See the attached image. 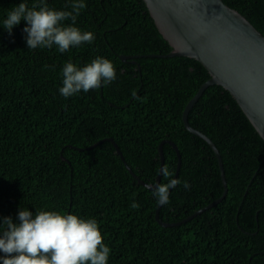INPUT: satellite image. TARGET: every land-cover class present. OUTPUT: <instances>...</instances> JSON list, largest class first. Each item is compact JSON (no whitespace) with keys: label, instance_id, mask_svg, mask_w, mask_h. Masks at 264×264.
<instances>
[{"label":"trees","instance_id":"obj_1","mask_svg":"<svg viewBox=\"0 0 264 264\" xmlns=\"http://www.w3.org/2000/svg\"><path fill=\"white\" fill-rule=\"evenodd\" d=\"M224 1L264 34V0ZM21 2L31 7L37 0H0V222L11 216L19 223L21 208L33 216L55 210L94 218L110 248L108 264H264V138L231 92L211 84L189 112V123L221 152L227 194L193 218L165 226L156 218L155 187L139 182L110 138L148 183L161 167V141L177 144L180 184L161 205L164 221L182 220L220 197L217 155L182 117L209 70L193 57L160 56L172 45L145 0H84L76 26L95 39L63 53L55 45L28 48L26 21L11 35L3 28ZM47 3L70 10V0ZM123 54L148 55L124 60ZM97 56L114 63L116 80L61 95L64 65L82 67ZM164 155L174 178L178 153L165 142ZM160 183L167 180L161 176Z\"/></svg>","mask_w":264,"mask_h":264},{"label":"clouds","instance_id":"obj_2","mask_svg":"<svg viewBox=\"0 0 264 264\" xmlns=\"http://www.w3.org/2000/svg\"><path fill=\"white\" fill-rule=\"evenodd\" d=\"M86 8L84 0H70V10H57L47 0H37L31 7L21 2L7 13L2 26L9 35L14 26L26 21L23 32L30 49L57 46L63 53L83 43L91 44L95 36L76 26V18ZM71 20V23H65ZM63 86L59 89L65 98L80 91L88 92L107 86L117 78L114 63L97 56L80 67L68 61L62 70ZM167 183L157 184L153 195L157 203L169 202L170 189L180 184L167 166L160 169ZM184 188L190 184L184 182ZM131 207L138 204L133 202ZM19 223L11 216L0 222V261L2 264H108L110 248L103 242L101 228L94 218H82L60 211L37 210L35 216L28 208L18 213Z\"/></svg>","mask_w":264,"mask_h":264},{"label":"water","instance_id":"obj_3","mask_svg":"<svg viewBox=\"0 0 264 264\" xmlns=\"http://www.w3.org/2000/svg\"><path fill=\"white\" fill-rule=\"evenodd\" d=\"M151 16L172 45V50L160 56L185 55L202 62L210 72L197 93L187 102L183 110L185 126L205 139L215 151L223 178V194L177 222L164 221L160 217L161 204L156 209L157 220L165 226L183 223L221 201L228 186L221 152L215 142L203 131L189 123V112L205 89L211 84H220L231 92L243 108L258 132L264 138V34L243 13L228 5L224 0H145ZM144 55H121L122 59ZM159 55V54H150ZM117 152L139 182L154 188L161 181V172L155 183H148L135 174L128 165L120 146L110 138ZM168 142L178 153L177 179L182 159L177 144L163 139L159 144L161 167L165 164L164 143ZM171 191V189H170Z\"/></svg>","mask_w":264,"mask_h":264}]
</instances>
